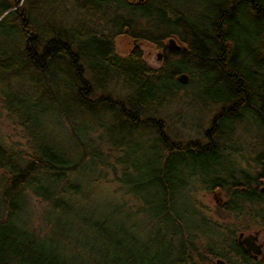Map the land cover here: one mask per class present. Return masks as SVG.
<instances>
[{
	"label": "trees",
	"instance_id": "16d2710c",
	"mask_svg": "<svg viewBox=\"0 0 264 264\" xmlns=\"http://www.w3.org/2000/svg\"><path fill=\"white\" fill-rule=\"evenodd\" d=\"M31 1L0 0V27L13 25L0 36V264H264L235 242L264 239V0ZM143 43L162 50L158 67ZM193 87L207 126L174 136L163 112ZM90 184L114 192L100 206ZM196 185L223 193L239 224L225 237L192 206ZM127 187L141 191L139 236L108 204ZM32 198L40 225L25 219ZM154 227L168 235L142 242Z\"/></svg>",
	"mask_w": 264,
	"mask_h": 264
},
{
	"label": "rangeland",
	"instance_id": "374dc122",
	"mask_svg": "<svg viewBox=\"0 0 264 264\" xmlns=\"http://www.w3.org/2000/svg\"><path fill=\"white\" fill-rule=\"evenodd\" d=\"M40 0H32L31 6H35ZM13 30V25L8 24V26L0 27V36L4 35L5 33H11ZM130 44V40L126 37H118L115 41L116 51L120 55L127 54L128 52V45ZM141 49L144 53V57L148 64H150L153 67H158L162 60H163V54L161 49H157L153 45L143 43L141 44ZM158 54L161 55V61L157 59ZM188 90V89H187ZM190 92L189 97L185 96L181 100L177 101L176 103H172L169 108L163 112V115L165 117H168L169 121H172V125L170 128L171 134L174 136H180L181 138H195L199 136L200 131L202 129L206 128L207 121L209 117L208 110H207V103L208 100L201 97L202 99L199 100L198 96H201V91L195 87H193L191 90H188ZM17 136L15 134L11 135V139L17 140ZM153 167H155L153 165ZM146 178V175H142L138 177V180H144ZM114 185H112V188ZM117 189L118 186L116 185ZM203 188V187H202ZM200 188L199 185H196L192 187L191 192V203L194 209L200 214L201 217L207 218L211 220L212 222V228L217 229L220 228L222 236H226V232L224 229L228 227H234L239 226V224L234 223V218L231 217L229 214H226L222 212L219 208V205L225 201V197L223 196V193L219 191L215 192H206L204 189ZM107 191H113L112 189L104 190V193H108ZM86 192L91 194V200H95V203L102 206L106 200H104L103 195L111 196L110 194H104L99 189H96V186L93 184L88 185V189H86ZM125 192V196L123 197L122 194ZM136 197H139L141 195V191L139 189H133L130 191L127 188L125 190L119 191V195L123 197V201L120 200V198L116 199H109L110 203H113L116 207H120V211L126 213L127 219L129 222H134L138 228L133 231V233L136 236L141 235L144 233L143 230H145L144 226V218L141 217L137 210L141 206V201L136 200L134 195ZM124 195V194H123ZM103 198V199H102ZM109 211H113L110 207H107ZM44 206L42 203L37 201L35 198H32L29 200V204L26 210V218H28V222L30 224L37 225L41 223L40 216L44 213ZM24 218V217H23ZM244 225V224H242ZM147 227V226H146ZM214 232L212 231L211 234L208 232L207 238L202 237L199 230L197 232L193 233V235L198 238L196 242L198 244L204 245L206 242H209L210 240H213L214 238ZM240 233H243L244 235L249 234H255L257 233L259 235V242H261L263 239V233L261 230L257 229H250L247 231H242L236 233L235 239L238 237ZM168 234H166L167 236ZM204 235V234H203ZM163 234L159 233L158 229L156 227L149 228V231L146 236L142 237V242H148L149 240H154L155 242H160L161 239L164 237ZM213 237V238H212ZM208 239V240H207ZM225 251V250H223ZM223 260L226 263V260L222 258H216L213 259V264L216 263L217 260ZM231 264H243L240 260V258L231 256L229 258Z\"/></svg>",
	"mask_w": 264,
	"mask_h": 264
},
{
	"label": "water",
	"instance_id": "95a60500",
	"mask_svg": "<svg viewBox=\"0 0 264 264\" xmlns=\"http://www.w3.org/2000/svg\"><path fill=\"white\" fill-rule=\"evenodd\" d=\"M168 44L170 48L178 49V46L176 45L173 39L169 40ZM157 59L161 61L160 54H158ZM178 81L180 84L186 85L188 82V76L186 74H181L178 77ZM238 242L240 246H242L248 253L253 254L255 258H258L262 255V249L264 247V243H259V235L257 233L249 234V235H244L243 233H240L238 235ZM215 264H226V263L223 260L219 259L216 261Z\"/></svg>",
	"mask_w": 264,
	"mask_h": 264
},
{
	"label": "flooded vegetation",
	"instance_id": "af4514ba",
	"mask_svg": "<svg viewBox=\"0 0 264 264\" xmlns=\"http://www.w3.org/2000/svg\"><path fill=\"white\" fill-rule=\"evenodd\" d=\"M119 37H120V36H119ZM121 37H125V36H121ZM116 39H117V38H116ZM118 54H119V53H118ZM119 55H120V54H119ZM121 56H125V54H124V55H121ZM235 242L238 244L239 248L244 252L246 258H247L249 261H251V262H256V261L261 260V258H263L262 256H263V253H264V247H263V249H262V255H261L260 257H258V258H255L253 254L248 253V252H247L242 246L239 245L238 237L235 239ZM259 243H264V240H262V241L259 242ZM237 258H238V257H237ZM239 258H240V257H239ZM240 260H241V259H240Z\"/></svg>",
	"mask_w": 264,
	"mask_h": 264
}]
</instances>
